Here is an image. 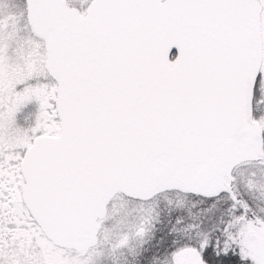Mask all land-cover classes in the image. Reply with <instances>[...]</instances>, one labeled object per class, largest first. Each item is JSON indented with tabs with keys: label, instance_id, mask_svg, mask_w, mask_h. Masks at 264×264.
Here are the masks:
<instances>
[{
	"label": "snow or ice",
	"instance_id": "obj_1",
	"mask_svg": "<svg viewBox=\"0 0 264 264\" xmlns=\"http://www.w3.org/2000/svg\"><path fill=\"white\" fill-rule=\"evenodd\" d=\"M0 264H264V0H0Z\"/></svg>",
	"mask_w": 264,
	"mask_h": 264
}]
</instances>
